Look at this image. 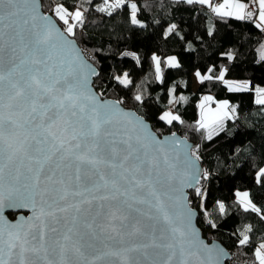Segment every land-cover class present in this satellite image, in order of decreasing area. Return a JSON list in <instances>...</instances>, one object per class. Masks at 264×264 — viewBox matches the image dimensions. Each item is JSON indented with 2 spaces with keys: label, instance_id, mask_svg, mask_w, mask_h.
<instances>
[{
  "label": "snow or ice",
  "instance_id": "1",
  "mask_svg": "<svg viewBox=\"0 0 264 264\" xmlns=\"http://www.w3.org/2000/svg\"><path fill=\"white\" fill-rule=\"evenodd\" d=\"M169 3L210 10L216 20L207 36L216 34L217 21L228 20L251 22L264 34V0ZM142 7L137 0H0V264H221L224 250L205 244L196 227L209 197L201 181L211 175L198 164L200 146L176 139L175 132L158 134L139 112L150 104L143 92H124L135 87L127 71L110 77L121 87L109 98L101 72L77 47L91 13H126L129 25L145 29ZM164 37L187 39L177 23ZM187 50L195 49L188 43ZM257 52L264 61V43ZM120 55L140 61L136 52ZM220 55L237 60L231 50ZM150 59L161 85L162 59L167 69L182 68L175 55ZM229 74L228 66L217 70L215 64L194 72L200 85L252 92L264 106V87ZM165 91L168 105L178 107L166 105L152 119L184 125L179 106L189 98L175 85ZM198 107L196 128L209 141L238 119L235 106L213 95L202 96ZM254 182L264 187V165ZM235 197L243 212L264 223V205L250 191L237 190ZM217 204L226 213L225 203ZM207 224L218 227L211 219ZM256 231L249 223L234 235L241 249H251V264H264V235L257 243Z\"/></svg>",
  "mask_w": 264,
  "mask_h": 264
},
{
  "label": "trees",
  "instance_id": "2",
  "mask_svg": "<svg viewBox=\"0 0 264 264\" xmlns=\"http://www.w3.org/2000/svg\"><path fill=\"white\" fill-rule=\"evenodd\" d=\"M47 4V0H43ZM100 0H93L99 3ZM142 4L140 18L148 25L145 29L131 26L126 21V13L114 17H103L100 13H91L84 32L77 33L76 40L89 60L100 70L108 88V97L115 98L116 90L121 86L110 77L123 71L129 73L135 87L124 90L133 94L142 91L150 102L148 108L139 110L145 114L156 128L158 134L178 132L190 142L199 144L197 154L200 162L206 167L210 178L201 183L208 189L209 197L204 201L207 215L199 209L198 225L206 239L220 240L233 255L232 263L251 264V249H241L237 245L234 233L244 229L246 224H253L256 241L264 235V223L256 214L245 213L239 207L235 197L237 190H248L258 205H264V187L255 184L254 173L264 165V106L254 102V93L228 92L222 84L206 82L193 87V75L196 67L201 71L215 64L217 70L221 65L230 68L228 78L251 80L254 85L264 87V61H259L257 49L264 43V34L255 29L251 22L228 20L217 21V32L207 36V27L216 20L206 8L180 5L173 7L169 0H137ZM220 2V1H219ZM87 7V5H85ZM208 13L207 16L204 13ZM170 23L181 26L186 41L176 38H165L164 32ZM200 37V39H197ZM194 46V51L187 50V44ZM231 50L237 60L228 61L221 52ZM136 52L139 63L130 56H121L123 52ZM155 53L162 58L175 55L181 61V69L165 70L166 83L161 85L155 79V70L151 55ZM96 82L99 83L97 78ZM185 82H188L185 86ZM175 85L178 94L189 98L186 104L180 105V114L184 125L168 126L152 119V114L166 110V105L176 110L178 105H168L166 89ZM213 94L217 99H227L237 109L238 119L228 121L219 136L213 134V140L206 139L205 130H197L199 118L198 104L201 94ZM157 97L159 101L157 102ZM159 110V111H157ZM154 128V130H156ZM192 191H190L191 199ZM217 201L226 205V213L221 214ZM199 201L197 200V203ZM213 220L218 227L211 228L207 220Z\"/></svg>",
  "mask_w": 264,
  "mask_h": 264
},
{
  "label": "water",
  "instance_id": "3",
  "mask_svg": "<svg viewBox=\"0 0 264 264\" xmlns=\"http://www.w3.org/2000/svg\"><path fill=\"white\" fill-rule=\"evenodd\" d=\"M76 43H77V47H78V49H79V52H80V54H81V57H82V59L85 61V62H87V63H89V64H91L93 67H95L97 70H98V68H97V66L94 64V62L92 61V60H89V58L86 56V54H85V52H84V50L81 48V46L78 44V42H77V40H76ZM98 71H100V70H98ZM95 79V78H94ZM150 124H152L151 122H149ZM175 132V131H174ZM171 133V132H170ZM170 133H168V134H163V136H170ZM176 133V139H178V140H184V141H186V143L188 144V145H192V146H195V145H197V143H195V142H190L189 140H188V138L186 137V136H184V135H182V134H180V133H178V132H175ZM199 145V144H198ZM182 147V146H181ZM198 164H199V166L203 169V170H206V167L203 165V163H201L200 161H198ZM202 182V181H201ZM186 191L189 193V195H190V191H192V189L191 188H188V189H186ZM190 197V196H189ZM18 215V214H17ZM199 209H198V213H197V217H196V220L198 221V219H199ZM10 219H11V217H9ZM196 227L198 228V230H199V236H200V239L205 243V244H207V245H209L210 247L211 246H217V247H219V248H222L223 250H224V253H225V255L222 257V259H221V264H235V263H232L231 261L233 260V255H232V253H231V251H229V249L228 248H226L225 246H224V244L219 240H209V239H206L205 237H204V235H203V231H202V229L199 227V225H198V223L196 224Z\"/></svg>",
  "mask_w": 264,
  "mask_h": 264
},
{
  "label": "rangeland",
  "instance_id": "4",
  "mask_svg": "<svg viewBox=\"0 0 264 264\" xmlns=\"http://www.w3.org/2000/svg\"><path fill=\"white\" fill-rule=\"evenodd\" d=\"M193 77H194V79H193V87L194 88H197V86H198V81L196 80V78H195V75H193ZM227 79H231V78H228V77H226ZM232 80H238V81H245L246 79H244V80H240V79H235V78H233ZM204 95H213V94H209V93H203V94H201V97L200 98H202V96H204ZM214 96V95H213ZM223 100H227V99H223ZM229 101V100H228ZM230 102V101H229ZM199 103H200V101H199ZM230 104H231V102H230ZM199 105V104H198ZM232 105V104H231ZM234 106V105H233ZM212 107L213 108H215V105H212ZM198 109H199V107H198ZM199 117H200V109H199ZM199 119V118H198ZM215 132H213V134H214Z\"/></svg>",
  "mask_w": 264,
  "mask_h": 264
},
{
  "label": "built area",
  "instance_id": "5",
  "mask_svg": "<svg viewBox=\"0 0 264 264\" xmlns=\"http://www.w3.org/2000/svg\"><path fill=\"white\" fill-rule=\"evenodd\" d=\"M220 0H213L214 3H218Z\"/></svg>",
  "mask_w": 264,
  "mask_h": 264
},
{
  "label": "flooded vegetation",
  "instance_id": "6",
  "mask_svg": "<svg viewBox=\"0 0 264 264\" xmlns=\"http://www.w3.org/2000/svg\"><path fill=\"white\" fill-rule=\"evenodd\" d=\"M12 218V217H11Z\"/></svg>",
  "mask_w": 264,
  "mask_h": 264
}]
</instances>
